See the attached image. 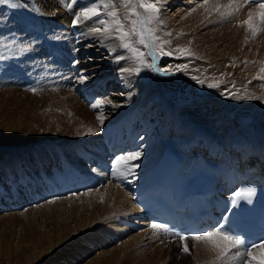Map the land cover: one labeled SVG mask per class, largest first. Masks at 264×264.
Listing matches in <instances>:
<instances>
[{"label":"bare ground","instance_id":"obj_1","mask_svg":"<svg viewBox=\"0 0 264 264\" xmlns=\"http://www.w3.org/2000/svg\"><path fill=\"white\" fill-rule=\"evenodd\" d=\"M24 1L25 3L34 6L36 10H33L32 13H30V11H27L28 9H23V5L18 3L16 0H7V2H0V60L14 61V59L12 58L18 59L17 57L22 58L28 55L29 58H33L34 56L46 57L47 55H51L55 58V56H57L60 52L61 43L65 44L66 48H69L70 50L73 49L75 44L74 41H76V36L74 35L75 37H73V35H70L69 31L65 32L66 34H64V28H72L71 21L74 18V13L79 11L76 6H90L89 0ZM167 1V5L170 4L171 0ZM92 2L99 3L100 0H92ZM228 2L229 0H208V4L206 7L211 8L213 5L227 4ZM233 2L239 3L242 2V0H233ZM68 5H71V7H68ZM202 5H204V3L197 5L194 8L195 11L191 10L185 16H182L181 13L177 14V16H166L165 22L169 24L170 29L174 33H182L183 39L187 40L188 43H191L193 48L199 53L200 56L203 57L204 60H206L209 64H214L212 65V67L215 66L213 68L214 70L211 69V72H214L220 78L221 81L218 83L220 86L210 88L207 85L197 83L196 81H193L191 79L189 81L187 78H184L183 74H166L168 78L177 80V86H179L180 88H182V86H185V89L187 91L191 90L193 96H191L189 99L190 104L188 103V106L184 107V105H181V103L183 102L181 100V96L176 95L174 97L162 91L161 94L163 98L164 96H171V98H175V101L170 105H167L166 101H162L163 98H161L162 100L159 102L160 104H162L161 108L163 109V114L166 117V121H169L170 124H168V126L164 130L157 129V131H159L158 134L152 135L154 132H156V128L152 127L155 124V119L152 118L153 121L150 122L147 120V118H141V114H148L151 112V110L154 111L153 108H155L156 106L151 107L149 105L151 103L150 98L154 93L157 94L156 89L158 88H154V91L150 90L151 87L145 88L146 85L144 84V82L139 80L138 77L137 79H134V77H136L134 75H121L120 73V77H118V79L121 80L119 81L120 83H118L119 85L121 84L120 88L122 86L125 91L124 94H122L119 98L127 99L130 97V99L128 100V102L131 103L130 107H124L121 110L122 112H120L118 110H115L117 108V105H113V102H104L103 106L100 107V109L106 108L112 110L113 116L109 121H104L103 125H100L103 126V128H100V126L98 127L99 123L94 120V117L90 116L87 108L86 115L83 118L84 120L78 121L74 119V121L68 120L67 122H62L61 126L66 129V132L72 133V135H67L66 133L63 134L67 136H74L67 137V139H64L62 141V144L69 139H76L75 136L84 140L86 139L85 137H87L88 141L93 140L100 135L101 137H103L102 134H106V126H109L112 123L113 119L114 123L120 119V122L116 123L118 125L115 128L119 129L120 131L125 128L127 132V130H129L128 128L131 126H134L136 130L139 129L140 126H145L144 130L148 139L144 138L142 143H144L145 141L146 143L143 144L142 147L140 144L134 149L139 150V147H141L139 151L142 152L140 159L135 162L139 164V167L135 169V176L126 175L124 177H121L122 181L127 185V187H132L131 191L129 192H126L124 190V187H120L121 185L118 184H109L106 185V187H102L101 185L105 183L106 176L102 172L99 174L100 170L98 174L87 175L84 170L83 173H81L80 171L74 169L78 167L75 166V160L79 159V154L78 156L75 154L76 151H78L76 149L77 146L71 149L66 146L65 149H62L60 146L63 145H58V149H56V145L53 148L54 152L49 153V156L47 158H45L46 153L44 151H42V154H39L40 150H35L34 155H37V157H33L34 161L38 162L42 168L44 161L45 165H50L54 162H58V159H60L59 155L65 154L67 161L69 157L67 158L66 155L70 156L73 153L77 156V158L75 156L74 159L69 160V163H72V165H74V168L70 172H68L67 170V172L65 170H63V172L55 170L54 174L51 172L48 173L47 182L52 181L56 190L58 189L56 183L64 180V182L68 186L77 184V187L79 188L80 184L86 185L88 182L92 186L94 185L93 187L99 188L101 186V188L93 191L86 190L84 191V193L82 192L83 195L69 197V200L67 201L57 200L54 201L55 203H49V205H47V208L52 207L53 205V207H58L59 210L57 212L55 211L54 214H51V216L48 217L52 222L50 229L48 231H41L38 234L39 238L37 237L34 241L35 246L31 243L30 248L24 250L25 256L29 253L28 256L24 258V264H28V259L35 255L34 251L37 250V245L40 248L45 245V242H42V240H45L52 245L47 248L38 249L36 252L38 256L35 257V259H33L29 264L38 262L43 254H48V252H53L54 254H56L55 250L59 251L62 248L68 249L69 247L70 249L68 251H65L64 253V262H61L59 264H71L72 261H77V259H79L80 257L85 256L87 252L89 253L91 247L93 249L97 248L98 245H101V248L102 246L105 248L104 245H106L109 240L115 239L114 236L117 237L120 234L123 235L121 231L124 230L114 220H112L110 216H121L119 218H121L125 222L126 229L127 227H136V225L132 223V219L134 218H131L132 216L128 217L130 215L129 213L135 212L139 215L141 222L144 221L141 225L148 227L147 231H154L150 227L152 224L145 221L143 213L140 211L139 207L133 204V201L136 197L139 196L141 192L146 189V186L150 179L151 171L155 169L156 164L160 160L164 150L168 147H171L174 151H178L179 153H181L182 157H186L192 152H195V155L203 152L208 153L211 157L216 156L218 159L223 160L228 156L232 157L239 153L240 155H245V157L247 158L249 156L256 155V157L260 158V160H263L264 162V86L260 85L261 82L264 84V81L254 79V77H256L259 73L260 67L264 66V33H258L254 38L255 40H253L249 44H244V37H246L249 33L245 31L246 33L240 34L238 31H233L234 29H231L230 23L234 21H242L243 19H245L248 12L247 6L241 8L234 15L236 18L234 16H231L227 19H222L216 12H213L211 15H209V13L205 10V6ZM43 12L46 15H51V19H41L43 18L42 15H45ZM27 17L30 18L26 19ZM211 18H214L213 20L215 22H212V24H215V26L210 25V27H212L210 28L202 24V21L204 19L211 20ZM232 18L234 19L233 21ZM49 20H58V22H63L62 24H65L66 26H61L59 28L60 24L54 22L50 23L51 21L49 22ZM26 22L29 23L26 24ZM91 22L88 23L87 26H91V24H93ZM35 26H37V29ZM46 26L55 27L57 32L56 35L53 36L50 33L49 27L46 28ZM83 26L85 25L81 24V26L79 27L82 28ZM198 28L209 29L205 33H201L199 32ZM46 29V37L49 38L47 40H38V37H42L37 32V30L44 32ZM27 36L30 37V40L24 41V38ZM44 36L45 34H43V37ZM230 36H232V38L234 37V40H237L234 44H236V47H238V49L240 48V50L243 51H238L235 53L224 51L223 53H214V51L216 50L214 48V42L216 40L218 41L219 39L232 40ZM96 38L93 39L97 41L100 49H115V51H112L111 54L113 55V53L115 52L116 56H118V47L112 39L104 40L103 43H101V38ZM238 38H241V41ZM36 42H41L42 45L34 44ZM43 42L45 43L43 44ZM51 43L55 44L52 45V50L43 51L40 49L41 51L39 53L36 51L39 46L49 47ZM6 45L7 47H5ZM245 46H248L246 52H244V49L241 48H244ZM251 49L253 50L250 51ZM210 53L214 54L211 55ZM226 56H232V58L228 61V59L224 58ZM75 59L73 60V62L75 61ZM125 61V63H121L124 61H120V69L131 68L130 62H127L128 59H126ZM166 66L167 65L165 63L160 62L158 65H156V73H159V75H163V72L158 71L157 69H167ZM48 67L52 70L51 66L48 65ZM53 70L52 72H55ZM52 74H58V72ZM8 79L9 81L7 83L12 85L11 78ZM15 80L16 79H14V81ZM42 80H44L42 79V77H38L37 81L32 82H35V84H40ZM101 80L103 79H95V81L91 83L94 86L92 88L86 89L85 93H88V95L92 93V96H95V94H93V91H95L98 94L102 95L104 92H106V89L109 90L111 88L112 84L114 85V83H117L116 81L111 82V86L108 88V84L102 82ZM71 82H73L72 79ZM186 82L188 85H183ZM5 83L6 82L2 78H0V87L7 86ZM2 89L3 88H0V101H5L8 103L10 100H12V97L14 98L17 93H20L24 97L30 98L29 100H31V103L33 104L32 108L37 110H41L42 108H44L51 111L52 108L56 105L61 107V102L58 101V99H61L68 103V107H74V109H76V111L74 112V116L78 113V109L76 107L78 99L75 96L73 97L72 93L55 90L53 91L54 93L50 94L42 91L28 94L26 92H19L15 89ZM147 93L149 97L146 95ZM142 99H145L146 102H144ZM134 100H138V102L142 101V103H145L144 105L147 104V106H145L144 108H142V106L144 105L135 107L133 103ZM18 102L19 106H25V108L26 105H30L29 103L23 104L22 101ZM13 104L17 105V102L15 101V103L13 102ZM117 114H119V116ZM130 116L132 118L129 121L125 120V118H130ZM42 118L43 120H45V122H49L57 119L58 116L46 112V114H43ZM117 118L118 120H116ZM240 118H250V121H244L243 127H240L238 120ZM21 121H23V119H21ZM131 121H133L135 124H132ZM141 121L143 122V125L140 124ZM127 122L130 124H128ZM20 124L18 126L12 124L11 126L8 125L9 127H4L11 128V130L16 131L17 134L18 132L20 133V131L27 133L28 129H30L32 132H35L36 130L43 127L41 126L36 130L27 127L26 130H23L24 127L22 128ZM37 126H39V124H37ZM148 126H150L149 129H147ZM56 131L57 129H54V132H52V134L57 133ZM117 132L118 130L116 131V133ZM141 132H143V130H140L138 134L139 137ZM12 133L13 135L15 134V132ZM117 135L118 136H115L113 138L112 134L109 138V141L104 142V152L102 153L107 154L108 152L112 155V153H117V151L125 149L126 146L128 147L130 145H133V142H136L137 140L134 136H130V141L125 140V136H128L127 133L124 134V138H122L123 136H121V134ZM98 140L99 138L96 141ZM127 141H129V143H127ZM72 142L70 143V145L72 144ZM94 144L96 143H93V146ZM227 147H230L234 151H231L233 154H230L226 151ZM93 149L96 150L97 155L99 156L101 148L98 146ZM56 151L58 156H53ZM66 151H69V153ZM94 152V150L91 151V154ZM107 156L108 155H105L104 157L107 159ZM30 157H32L30 156V154H27L23 157L22 155H18L15 153L0 152V174L9 175L7 177V183H9L7 189L9 188L13 195H16L15 192H17V190H14L16 184L15 181H13L14 178L12 177V175L15 173L20 176L19 184L24 183L25 186L23 189L25 190L26 188H28V192L30 191L32 193L33 187L28 186L27 183V179H30L31 176L26 174V179L21 177V169L19 166V164L24 162L29 163L28 160L33 159ZM106 159L102 158L103 161H106ZM169 162L171 164H178L177 161L173 159H170ZM27 168L29 170L31 169L30 167ZM3 179L4 178L0 176V191L4 190L2 184ZM60 186H62V184ZM7 189L6 192L0 193V196L1 194L4 197L9 196L10 193H8ZM29 194L30 193H28V195ZM4 199L8 200L6 198ZM39 209L41 210L42 208ZM80 212H82L81 214L83 215V219H78L77 223L73 220V215H76ZM128 222H131L130 224H128L129 226L127 225ZM102 226V230H99ZM147 231L129 237L127 241L121 243L118 247L113 248L111 251L109 250L106 253H100L99 257L93 260L91 259V261H89L87 264H173L175 262L174 258L177 256L176 253H182L181 258H185V254L180 251V244L178 239H175L173 236L170 237V235L164 233L160 228L155 230V234L158 237L152 234L150 235V233ZM41 234H43V239H41ZM147 235H150V237L147 238ZM162 237H165V240H172L165 241L163 240L164 238L162 239ZM144 239L147 240L145 241ZM76 241L77 244H75ZM187 242L195 243L193 250L191 251V249H189V254L187 253L189 256H191L189 257L187 255V257L190 258L187 261H190L191 264H213V262L215 261V253L209 249L205 242L196 240H187ZM71 244H75V247ZM148 249H150V252H147ZM256 251L259 252L260 250L257 249ZM135 258L137 260L132 261ZM56 259L57 256L55 257V264L57 263ZM229 263L240 264L239 261L220 262V264ZM178 264H184V260H180V263Z\"/></svg>","mask_w":264,"mask_h":264},{"label":"rangeland","instance_id":"obj_2","mask_svg":"<svg viewBox=\"0 0 264 264\" xmlns=\"http://www.w3.org/2000/svg\"><path fill=\"white\" fill-rule=\"evenodd\" d=\"M16 1L18 3H20L21 5H23V9H28L27 11H30V13H32L33 10L34 11L36 10V8L34 6L25 3L24 0H16ZM112 2L116 5V10L119 13L121 19H124L125 13L127 11V9L124 7V0H112ZM167 3H168V1H167ZM202 3H204V0H171L170 4H168V5L166 4V7H164L162 9L161 16L158 18V20L154 21L151 25V27L154 29L155 35L160 37V39L162 41L167 42L165 44V51H175L176 49L184 48V49H187L188 53H189L188 55H185L179 59L177 58L180 55L179 52H176V54H174V55L158 56L156 59V62H155V68H145L140 72L139 75H134V76H136V77H134V79H137V77H138L139 80L144 82V84L146 85L145 88L151 87L150 90H153L154 88H158V89H156L157 94L154 93L152 95V97L150 98L151 103L149 105L151 107L156 106L155 108H153L154 111L151 110V112L148 114H141V116H142L141 118H147V120L150 122L153 121L152 118L155 119V121H154L155 124L152 127L156 128L157 133L154 132L152 135L158 134L159 131H157V129L164 130L168 126V124H170L169 121H166V117L163 114V109L161 108L162 104L159 103L162 100L161 98H163V96L161 94L162 91H164L168 95H172L174 97L176 95L181 96V100L183 101L181 103V105H184V107L188 106V103L190 104L189 99L191 96H193V94L191 93V90L188 89L189 91H187L185 89V86H182V88L177 86V83H176L177 80H175V79L172 80V79L168 78V76H166V74L164 72H163V75H159V73H156V70H155L156 65H158L160 62H163L167 65L166 68L168 70H170L169 72L183 74L184 78H187L189 81H190V79L193 80L192 79L193 76H196L199 79L205 81L204 85H207L208 83H219L221 81L220 78L214 72L213 73L211 72V69L214 70L213 68L215 66L212 67V65H214V64H209L206 60H204L203 57L200 56L199 53L193 48L192 44L188 43L187 40L183 39L182 33H180V34L174 33L170 29L169 24H167L165 22L166 16H171V15L177 16V14H180V13L182 16H185L193 8H195L197 5L202 4ZM76 7L78 8V10H80L81 5L76 6ZM253 7H254V5H253ZM138 11H142V10L138 9ZM30 17H33V16H30ZM30 17H27L26 19H28ZM42 17L43 18H41V17L40 18L44 19V20L51 19V15L45 14V15H42ZM233 18H232V21L234 20ZM213 19L214 18H211V20L204 19L202 21V24L206 25L208 27H210V25L215 26V24H212V22H215ZM209 21H212V22L209 23ZM49 22L50 23L54 22V23L60 24L59 28L61 26H66L65 24H62L63 22H58V20H49ZM90 22L91 21L78 24L79 26H81V24H84L85 25V26H83L84 28L83 27L80 28L78 25L75 26V28H73L72 33H73V35H75L77 37L75 39L76 41H74V42H75V44L76 43L77 44L76 45L74 44L75 48H74L73 52L71 53L72 55H69L68 53L66 54L64 52L62 53V56L57 61L59 64L57 63L56 64L57 67L52 68V70L54 69L53 71H55V72H52V70L48 67V63H43L44 61H46V59H49V57L44 58V57L34 56L33 58H31V57L29 58V55H28V56L22 57V58L17 57L19 60L16 58H12V59H14V61L13 60H8V61L0 60V78H2L6 82L5 84L7 85V86H2L0 88L6 89V90L7 89H15L19 92H26L28 94L29 93L33 94V92L28 90L30 88H27V85H29V86L36 85L35 82H32V81H37L38 77H42V79H44V80H42L43 83L41 82L40 84L37 85V89H38L37 91H42V92H46L47 94H50V93H54L53 91H55V90H61L63 92L72 93L73 94L72 96L73 97L75 96L78 99V103L76 106L78 109L77 110L78 113L75 116H74V112L76 111V109H74V107H68V103L61 100V99H58V101L61 102V107L56 105L52 108L51 111L48 109H44V108H42L41 110H37V109L32 108L33 104L31 103V100H29L30 98L24 97L20 93L16 94L18 96L15 95L14 98L12 97V100H10L8 103L5 101H0V152L15 153L18 155H22L23 157L26 156L27 154H30V156H32L30 158H33L34 156H35L34 158H36L37 155H34L35 150H40L39 154H42V151H44L46 153L45 158H47L49 156V153L54 152L53 148L56 145H57L56 149H58V145L59 146L63 145V146H60L62 149H65L66 146H68L69 149L75 148L77 146L76 149L79 151V152L76 151V153H75L77 156L79 154V157H78L79 159H76L77 156L72 153V155H70V156L66 155L67 158L68 157L69 158H68V161L66 163L63 162L64 164L61 162L60 159H58V162H54L50 165H45V161H44L43 170L40 169V167H39L40 164L38 162L34 161V158L28 160L29 163L24 162V163L19 164L20 169H21L20 172L22 175L21 177L26 179V177H27L26 174L30 175L31 179L28 180V183L31 186L33 185V188H32V193L30 192V194H29L31 196H27L28 193H26V194L24 193V189H23L24 186H21L19 184V182H20L19 177L20 176L17 175V173H15L16 175L13 174L12 177L14 178L13 181H15V184H16L14 190H17V194L14 195V197H10V196L6 197V199H8V200H5L4 196L2 194L0 196V264H24V261H25L24 258L27 257L29 254L28 253L25 256L24 250L27 248H30L31 243L34 245V241L38 237V234L41 231H48L50 229L52 222L49 220L48 217L51 216V214H54L55 211L57 212L59 210L58 207H56V206L53 207V205H52V207L47 208V205H49V202H48L49 200H52L53 203H55L54 201H57V200L67 201V200H69L68 199L69 197L77 196V195H83V193H84L83 190H81L83 192L82 193L80 191H76V189L70 188V189L64 191L65 194H61L58 197H56L55 195L47 197L49 193L47 192L46 189L47 188L54 189V184L52 183V181L47 182L45 179H43L44 172L48 169L47 167L50 166V168H51L50 172L53 174L55 173V170L56 171H62V172H63V170H65V171L67 170L68 172H70L74 168L73 167L74 165H72V163L70 164L69 160L74 159V157L76 156L75 166H78V167L74 168V169H76L77 171H80L81 173H83V170H84V172L87 175L98 174L99 171H97V170L94 171L93 163L95 165L100 164L101 161L103 162L102 158L106 159L104 156L108 155L107 158L108 159L111 158L108 162V164H110L109 168H108L109 178L107 179V182H106V178L104 177L106 183H104L101 186L106 187V185H109V184H112V185L116 184L117 185V183H114L112 181V178H111V177H114L111 174V170H109L111 168V161L116 156H118L122 153H126L129 151H136V150H134L136 147H138L140 144L142 147V145L146 143V141L144 143H142L144 138L148 139V137H146L145 130H144L145 126H140V128L137 130L134 128V126H131L128 128L129 130H127V132H126L125 128H123L121 131L119 129H115L118 125L116 123L120 122V119L118 120V118H119L118 117L116 119V120H118L117 122L114 123L113 122L114 119H113V121L111 123L112 125L110 124L109 126L108 125L106 126L107 127V129L105 128L106 134L101 133L104 138L101 137V135H100L99 137H96L93 140L88 141L87 137H85L86 139L84 140V139H81V138H78L77 136H75L76 139H72L73 142H72V140L69 139L68 141H66L62 144V141L64 139H67V137H74V136H67V135H72V133L66 132V129L61 126V123L64 121L67 122L68 120L74 121V119H76L78 121L84 120L83 118L86 115V108L89 111L90 116L94 117V120H96V121H97V119H96L97 115H99L101 113L105 117L104 121H109L112 118V116H113L112 110L106 109V108H104V109H100V108L93 109L90 106L91 104L95 103L96 100L99 99V100H103L104 102L111 101V102H113V105H117V108L115 110H118L120 112H122L121 111L122 108H124V107L128 108L131 106V103L128 102L130 97L127 99L119 98L122 94H124V91H125L122 86L120 88L121 84L119 85V83H120L119 81L121 80V79H118V77H120V64L119 63H120V61H124L121 63L126 62L125 60L128 59L127 53L125 50H123L119 47V41L113 40V42L118 47V49H117L118 55H124L126 57L125 60H120V61L113 60L114 59L113 57L116 56L115 52L112 55V54H109V50H107L106 48L100 49L97 41L93 39V38H96L97 36L91 34V28L95 27V25L91 24V26H87V24ZM28 23L29 22H26V24H28ZM91 23H93V22H91ZM125 23L127 24V21H125ZM71 24H72V21H71ZM230 26H231V29H234L233 31H238L240 34L246 33L244 27L239 25V21H236V22L234 21V22L230 23ZM35 27L37 29V26H35ZM47 27H49V26H46V28ZM201 27H204V26H201ZM237 27H239V28H237ZM240 27H242V28H240ZM210 28H212V27H210ZM208 29L209 28H204V29L198 28L199 32H201V33H205ZM49 30L53 36L56 35L57 32H56L55 27H49ZM68 31H69L68 29L64 28V34H66L65 32H68ZM37 32L42 37V38L38 37L37 38L38 40H47L49 38V37H46L47 29L44 32L39 31V30H37ZM43 34H45L44 37H43ZM247 36L250 37V33L247 34ZM230 38H232V36H230ZM238 39H240V41H241V38H238ZM29 40H30L29 36L24 38V41H29ZM133 40H135V38H133ZM253 40H255V39L249 38L248 42L245 43V37H244L243 43L249 44ZM235 41H237V40L236 39L234 40V37L232 38V40H229V39H227V40L226 39H221V40L219 39L218 41L216 40L214 42L215 43L214 48L216 49L214 51V53H223V51L224 52H233V53L238 52V51L242 52L243 50H240V48L238 49V47H236V44H234V43H236ZM41 42H36L34 44L42 45ZM44 43L45 42H43V44ZM52 45H55V44L51 43L49 45V47L48 46L47 47L39 46L40 48L38 47L36 51L38 53L41 50L50 51L53 49ZM247 47L245 46L244 48L243 47H241V48L244 49V52H246V50L248 49ZM252 50L253 49H251L250 51H252ZM74 52H75V54H74ZM210 54L213 55L212 53H210ZM73 55L78 56V57H75ZM231 55H232V53H231ZM62 57H65V58H62ZM74 57L79 61L78 64L73 63V60L75 59ZM70 58H71V60H70ZM224 58L228 59V61H229L232 58V56H229V57L226 56ZM68 59H69V61H68ZM76 59H75V61H77ZM63 62H65V63H63ZM71 62H72V64H71ZM127 62H130L131 68H133L135 66L130 59H128ZM177 64H188V66H189L188 70L186 72L175 71L174 66ZM168 65L171 67H169ZM64 68H66V69H64ZM5 69H7V70H5ZM28 72H29V74H28ZM56 72H58V74H52V73H56ZM5 73H8V75L15 77V79H16L15 81H14V79L11 78L12 85L7 83L9 81V79L7 78ZM3 74H4V76H3ZM81 74H83L84 76L87 77V79L83 83L79 82V77ZM159 77H161V78H159ZM111 78H112V80H111ZM71 79L73 82H71ZM95 79H103L101 81L104 83H107L108 88L111 86V84H110L111 82L116 81L117 83L116 84L114 83V85L112 84L111 88L109 90L106 89V92H104L102 95L98 94L95 91H93V94H95V96H92V93H90L89 95H88V93L86 94L85 90L92 88L94 86L91 83H93V81H95ZM193 81H196V80H193ZM183 85H188V84L186 82ZM260 85L264 86V84L262 82ZM21 87H23V88H21ZM31 88H35V87H31ZM160 89H161V91H160ZM159 92H160V94H159ZM146 95L149 97L148 93ZM142 100L144 102H146L145 99H142ZM15 101L17 102V105L13 104V102L15 103ZM18 101H22L23 104L29 103L30 105H26V108H25V106H19ZM162 101H166L167 105H170L172 102L175 101V98H171V96H164ZM133 103H134L135 107L136 106H142L145 104V103L143 104L142 101L138 102V100H134ZM145 106H147V104L142 106V108H144ZM160 109H161V111H160ZM143 111H146V110H143ZM46 112L50 113V114L52 113L54 115H57L58 118L53 120V121L45 122V120H43L42 116H43V114H46ZM117 115L119 116V114H117ZM149 117H151V118H149ZM131 118L132 117L130 116V118H125V120L129 121ZM21 119H23V121H21ZM131 122H132V124H135L133 121H131ZM18 123L19 124L21 123L20 126L22 128L23 127L25 128V129L23 128V130H26L27 127L31 128L33 130H36L37 128H39L41 126H43V127L36 130L35 132H32L30 129H28L27 133L20 131V133L18 132V134L16 133V131H12L11 128H7V127H9L8 125L11 126L12 124L18 126L19 125ZM46 123H49V124H46ZM97 123H99V122L97 121ZM37 124H39V126H37ZM128 124H130V123H128ZM140 124L143 125V122L141 121ZM100 125L101 124L99 123L98 127ZM4 126H7V127L5 128ZM100 128H103V126H100ZM149 128H150V126H148L147 129H149ZM54 129H57V131H56L57 133L52 134V132H54ZM117 130H118V132L116 133ZM140 130H143V132H141V133H143V137L138 136ZM12 132H15V134L13 135ZM63 133H66L67 135H64ZM126 133L128 134V136L127 135L125 136V140L130 141V138H131L130 136H134L137 139L136 142H133V145H130L128 147L126 146L125 151L124 152H118L116 156H112L108 152H107V154L102 153V152H104V142L109 141V138L112 134H113V138L115 136H118L117 134H121V136H123L122 138H124V134H126ZM137 137H139V138H137ZM89 138H90V136H89ZM98 138H99V140L96 141ZM140 138H141V140H140ZM129 141H127V143H129ZM71 142H72V144L70 145ZM91 143H92V145H91ZM93 143H96L97 145L94 144V146H93ZM127 143H126V145H127ZM102 144H103V146H102ZM98 146L101 148L99 156L97 155L96 150L93 149V148H96ZM141 147H139V150ZM93 150L96 153L94 152L91 154V151H93ZM66 152L69 153V151H66ZM100 159H101V161L98 162ZM27 165H29V166H27ZM27 167H30L31 169L29 170ZM99 169H101V168H99ZM48 172H49V170H48ZM101 172L107 177V174L104 173V171H100L99 174ZM45 175H46V173H45ZM0 176L4 178L2 180L4 190L0 191V193H2V192L6 191L8 185H9V183L8 184L6 183L8 180L7 177L9 175L8 174L7 175H3V174L1 175L0 174ZM35 177H37L40 180V182L43 183V186H40L38 181L36 183L32 182V181H34L33 179ZM17 178H19V179H17ZM114 178L118 179L117 181H120V183H124L121 178H116V177H114ZM46 179H47V176H46ZM125 185L126 184L124 183V186H120V187H124V190L126 192L131 191L132 187L130 188V186L127 187V185L126 186ZM93 186L91 188H87L86 190L93 191V190L101 188V186L99 188H96ZM60 190H61V188H60ZM15 197H17V198H15ZM11 199L12 200L14 199L15 201L14 200L11 201ZM39 208H42V209L40 210ZM81 213L82 212H80L76 215H73V220L76 221L77 223H78V219L79 220L83 219V215ZM129 214L130 215L128 217L132 216L131 218H134V219H132V221H133L132 223H134L137 228L136 227H127L126 228L127 230H126L125 229V222L121 218H119L121 216H119V217L110 216L112 218V220H114L121 228H123L125 230V231L124 230L121 231L123 233V235L120 234L119 236H117L118 238L116 236H114L115 239L109 240L108 243L106 245H104L105 248L103 246L101 248V245L100 246L98 245L97 248H93V249L91 247V250H90L91 252L90 251H89V253L87 252L85 254V256L80 257L79 259H77V261L76 260L72 261L71 264H87L89 261H91V259L93 260V259L99 257L100 253L101 254L106 253L107 251H109V250L111 251L113 248L118 247L121 243L127 241L129 239V237L134 236V235H138L141 232L147 231L148 227L141 225V224H143V221L141 222L139 215L137 213L133 212V213H129ZM130 223L131 222H128L127 225ZM102 228H103V226L99 230H102ZM147 232H149L150 235L152 234V235H155L156 237H158L154 233V231L149 230ZM43 234H41V239H43V237H42ZM150 235H147L146 237L149 238ZM162 239L165 240L166 238L162 237ZM144 240L146 241L147 239H144ZM165 241H169V240L167 239ZM42 242H45V245L41 248L37 245L36 246L37 250L47 248V247L52 245L51 243H48L45 240L44 241L42 240ZM186 243L188 244L189 249H191V251H192L195 243L187 242V241H186ZM75 244H77V241L75 242ZM75 244H71V245H73L75 247ZM179 244H180V242H179ZM179 246H180V248L182 247L181 244ZM56 249H60V248H56ZM69 249L70 248L68 247V249L62 248L59 251L55 250L56 254H54L53 252H50V253L48 252V254H43L41 259L38 262H36V263L33 262L32 264H55V257L56 256H57V259H56L57 263L56 264L64 262V258H65L64 253H65V251H68ZM37 250L34 251L35 255H33L32 257H30L28 259V261H29L28 264L33 259H35V257L38 256L36 253ZM147 252H150V249H148ZM176 254H177V256L174 258L175 262L173 264L180 263V260H184V264H191L190 261H187L190 259L189 257H191L188 255L189 252H188V254L184 253L185 258H181L182 253H179V254L176 253ZM187 255L189 257H187ZM135 260H137V259L135 258L132 261H135ZM233 262H235V261H233Z\"/></svg>","mask_w":264,"mask_h":264},{"label":"snow or ice","instance_id":"obj_3","mask_svg":"<svg viewBox=\"0 0 264 264\" xmlns=\"http://www.w3.org/2000/svg\"><path fill=\"white\" fill-rule=\"evenodd\" d=\"M0 2H7V0H0ZM89 4L90 6L81 7L78 12L74 13L72 26L75 27L80 23L92 21L97 26L91 28V34L101 38V43L108 39L119 41V47L126 51L127 58L135 65L133 68H121V75H139L145 68H155L158 56L174 55L179 52L180 55L177 57L179 59L189 54L188 50L184 48L176 49L175 51H165L167 42L156 36L154 29L151 27L152 23L161 16L167 0H124V7L127 9L124 19H121L112 0H100L99 3L89 0ZM207 4L208 0H204V5L202 6H205V10L209 15L216 12L222 19L234 16L244 6L248 7L247 17L239 21V25L250 33V37H245V43L248 42L249 38H255L258 33L264 32V0H242L239 3L229 0L227 4H216L211 8L206 7ZM68 7H71V5H68ZM138 9L142 11H138ZM192 11H195V9L193 8ZM125 21H127V24ZM211 22L209 21V23ZM112 51H115V49H110L109 54ZM113 58L120 61L126 57L118 55ZM73 63L78 64L79 61L77 60ZM188 67V64H177L174 66L175 71L180 72H186ZM157 70L169 75L174 74L169 72L168 69ZM86 79L87 77L81 74L79 82L83 83ZM192 79L200 84L205 83L204 80L196 76H193ZM254 79L264 81V66L260 67L259 73ZM207 86L213 88L220 85L218 83H208ZM28 90L36 93L38 89L30 88ZM107 102L111 103V101ZM103 104L104 101L98 99L90 106L93 109H97L102 107ZM104 118L102 113L96 117L101 125H103ZM141 155L142 152L136 150L116 156L111 161V174L116 178L126 175L135 176V169L139 167V164L135 162L140 159ZM239 195L240 193L238 192L233 193V197ZM246 199L248 203H251L250 197ZM48 202L51 203L53 201L49 200ZM231 204L232 208L227 209L229 213L236 207L237 201L233 199ZM230 219V215H224L211 228L199 229V234L189 236L175 233V238L182 245L180 251L188 253L189 247L186 241L192 239L205 242L209 249L215 253L213 264H220L223 261H239L240 264H264V237L260 238L259 243L249 241L231 227L229 224ZM150 227L155 233V230L160 226L154 223ZM257 249L260 251L257 252ZM245 256L247 259H244Z\"/></svg>","mask_w":264,"mask_h":264},{"label":"water","instance_id":"obj_4","mask_svg":"<svg viewBox=\"0 0 264 264\" xmlns=\"http://www.w3.org/2000/svg\"><path fill=\"white\" fill-rule=\"evenodd\" d=\"M238 120H239V123H240V126H241V125H243L244 121H250V118H246V119L240 118Z\"/></svg>","mask_w":264,"mask_h":264}]
</instances>
